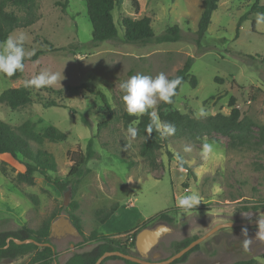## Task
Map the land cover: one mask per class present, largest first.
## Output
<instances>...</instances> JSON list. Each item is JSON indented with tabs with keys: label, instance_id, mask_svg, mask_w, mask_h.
Instances as JSON below:
<instances>
[{
	"label": "rangeland",
	"instance_id": "1",
	"mask_svg": "<svg viewBox=\"0 0 264 264\" xmlns=\"http://www.w3.org/2000/svg\"><path fill=\"white\" fill-rule=\"evenodd\" d=\"M140 3L137 15L130 8L129 0H120L113 11L120 39L124 36L123 17L150 18L155 35L177 25L183 39L145 46L108 41L93 47L85 0H34L35 23L11 34L25 35L26 56L51 47L65 50L27 62L23 74L15 80L0 73V95L25 86L26 80L42 71L60 74L58 82L47 87L53 92L34 88V103L28 107L12 111L0 103V121L13 127L30 121L38 133L50 126L65 133V141L46 142L41 146L54 155L57 172L52 176L61 180L68 179L72 166L68 152L84 151L93 137L97 156L88 165L91 173L83 179L77 192L72 193L67 207L63 192L39 175L34 186L16 183L17 174L25 171L23 161L9 155L0 156V165L7 170V176L0 172V232L23 226L38 229L51 217L69 218L67 209L75 201L79 205L75 214L81 219L85 235L98 231L111 236L122 242L130 255L138 256L131 244L135 232L158 214L178 208L171 213L173 223L165 224L172 229L171 233L150 253L151 261L155 251L168 259L174 253V243L202 237L218 225L264 218L262 151L229 149V139L222 135L206 136L198 141L171 135L156 153L157 167L152 168L140 155L143 139L128 137L127 129L137 126L138 116L126 112L119 87L136 74L155 78L164 73L170 80L188 58H193L191 74L197 78V86L192 88L188 82L181 86L173 104L175 110L194 118L218 113L229 115L230 100L235 98L242 117L264 125V22L257 23L256 19L262 12L252 11L253 2L247 0H220L199 48L194 38L203 0H141ZM260 5L264 6V0ZM8 11L24 15L15 7H9ZM60 90H64L62 94L56 93ZM96 92L102 93L105 99ZM51 100L66 108H46L44 104ZM201 109L206 113L203 116ZM105 121L108 124L98 132L99 124ZM204 142L214 145V153L207 160L200 155ZM185 147H191L192 151L185 152ZM177 153L184 157L186 168L194 175L190 176L186 168H178ZM192 193L201 197L197 209L180 208L177 204L180 197ZM116 204L118 212L111 221L101 225L96 212ZM158 224L164 223L153 225ZM244 228L252 239L247 250L243 247V240L248 238L242 235ZM257 230L258 226L220 229L204 240L200 251L190 257L199 253L224 264L249 259L264 264V241L256 238ZM51 241L58 254L54 264H64L73 252L93 247L80 245L83 237L66 236ZM117 262L108 260L105 264ZM1 264H29V258L4 260Z\"/></svg>",
	"mask_w": 264,
	"mask_h": 264
},
{
	"label": "trees",
	"instance_id": "2",
	"mask_svg": "<svg viewBox=\"0 0 264 264\" xmlns=\"http://www.w3.org/2000/svg\"><path fill=\"white\" fill-rule=\"evenodd\" d=\"M87 7V14L89 21L92 25V46L98 47L104 42H122L128 45L145 46L148 44H166L176 43L183 39V33L179 26L174 25L167 28L160 35H155L151 19L143 17L140 19H133L130 17H123L121 25L124 30L123 39L118 37V30L114 22L113 11L119 4L120 0H85ZM253 2L252 11L264 13V6L260 5L261 0H247ZM141 0H129V5L132 11L137 15L141 10ZM220 0H203V11L198 24V29L195 32L194 43L199 48L201 42L208 31L213 13L218 9ZM9 7H15L24 12V15L18 16L13 11H8ZM34 0H1L0 1V41L6 39L15 30L20 28H27L33 25L36 21L34 13ZM247 16L241 18L238 25V30L241 23ZM64 48L51 47L49 50H39L33 55L27 56L24 61V69L27 62L38 60L41 56L51 53L53 51L60 52ZM72 51V50H71ZM193 58H188L185 65L180 69L175 76L182 78L181 84L176 90V95L172 98V103H161L158 105L159 117L162 122H169L175 125L174 137L183 138L190 141H198L203 137H210L212 135H222L229 139L228 148L232 150L248 149L260 150L264 153V125H257L252 119L242 117L241 110L236 107L235 98H231L229 106L231 112L229 115L218 113L216 115L207 116L204 118H194L188 114H183L173 108V104L179 93L181 86L184 83H189L192 88L197 86V78L191 74L193 66ZM17 72L9 79L19 78L23 72ZM170 79V80H171ZM48 92H53L52 89L47 87L42 88ZM34 88L26 86L18 87L9 91H5L0 95V103L11 109L18 111L22 108L28 107L34 103L33 98ZM64 90L57 91L56 93L62 94ZM96 95L105 99V96L96 92ZM48 107L66 108V105L59 104L56 101H48L44 104ZM110 113L109 105L106 104ZM137 121L138 134L136 137L143 139L140 146V155L145 158L149 166L156 168V153L168 143V137L162 138L160 133L153 130L151 134L146 131L147 125L150 123V117L147 114L140 115L135 118ZM108 121L102 122L98 126V132L102 130ZM67 139L65 133L60 132L53 126L48 127L44 132L38 133L32 122L26 121L23 124L13 127L5 122L0 121V156L9 155L14 159H21L24 163L25 171L19 172L15 177V182L18 184H26L29 186L35 185V177L37 175L43 177L47 183L53 185L60 192H65L67 188L72 189L75 194L82 183L83 179L91 173L88 167L89 163L97 156L95 145V137H93L87 144L84 151L77 150L75 152H68V157L72 163L68 179L61 180L53 177L52 174L57 172V162L53 154L41 148L46 142L56 143L63 142ZM133 166V163L130 162ZM180 169L186 168L178 166ZM187 172L194 175L189 168ZM0 172L7 176V170L4 166L0 165ZM79 205L77 202H71L69 209L70 221L79 230L83 241L80 245H90L88 250L73 252L72 255L66 260L64 264H96L98 259L109 252H121L130 255L129 249L120 241L112 239L111 236L100 234L98 231H93L89 236L83 233L81 227V219L75 214ZM118 205H113L109 209H101L96 212V216L101 225L107 222L117 211ZM178 209V208H176ZM174 209V210H176ZM196 210L197 207H193ZM172 210V211H174ZM172 211L162 212L144 223L141 229L133 235L132 247H136L137 234L145 228L154 227V223L172 224L174 219L171 216ZM55 218L51 217L44 221L40 228L32 229L23 226L14 231H1L0 232V264L4 260H18L28 257L29 264H54L58 260V254L53 251V244L50 238L51 224ZM150 224V226H149ZM10 238L26 241L34 240L41 244H51L49 246H37L34 243L18 245L14 241L8 240ZM200 238L194 236L173 244L174 253L180 252L193 241ZM55 249V248H54ZM200 249V245L196 246L193 250L185 254L182 258L176 260L172 264H185L187 263L190 255ZM172 255V256H173ZM117 256L105 259L101 264H105L108 260H118ZM127 264H138L131 261L124 260ZM232 264H256V260H241Z\"/></svg>",
	"mask_w": 264,
	"mask_h": 264
},
{
	"label": "clouds",
	"instance_id": "3",
	"mask_svg": "<svg viewBox=\"0 0 264 264\" xmlns=\"http://www.w3.org/2000/svg\"><path fill=\"white\" fill-rule=\"evenodd\" d=\"M256 19L257 23L264 22V13H258ZM25 39V35L21 33L16 36L9 35L6 39L0 41V73L12 77L18 71H23L24 61L27 58L24 47ZM59 75V73L42 71L39 75L26 80L25 86L36 89L50 87L58 82ZM181 82L182 78L176 77L169 80L164 73L158 74L155 78L143 74L131 76L119 85L123 93L122 99L126 112L131 116L147 114L150 117V123L146 128L149 134L155 130L160 133L162 138L173 135L176 131L175 125L160 120L157 104L158 101L172 103V98L177 94L176 90ZM205 114L201 109L200 115ZM127 134L130 139H133L137 136L138 130L136 127L129 126ZM184 151L191 152L192 149L191 147H185ZM213 153L214 145L204 142L200 152L201 157L207 160ZM176 160L181 167L185 163L184 157L179 153L176 154ZM200 203L201 197L196 193L181 196L177 201L178 206L182 209H191ZM245 215L249 214L246 213ZM257 224L256 238L264 241V218H258ZM226 226L230 227L229 225ZM242 235L248 237L246 228L242 229ZM251 243V237L244 239V249L247 250Z\"/></svg>",
	"mask_w": 264,
	"mask_h": 264
},
{
	"label": "water",
	"instance_id": "4",
	"mask_svg": "<svg viewBox=\"0 0 264 264\" xmlns=\"http://www.w3.org/2000/svg\"><path fill=\"white\" fill-rule=\"evenodd\" d=\"M64 195V205L67 207L70 203V198L72 196V189L69 187L63 193ZM229 225L230 227H227ZM258 226L257 221L246 222V223H225L218 225L213 230L205 234L204 236L198 238L197 240L193 241L189 246L181 250L180 252L176 253L175 255L171 256L170 258L164 260L163 262H148L146 261V257L148 253L151 252L160 242V240L167 234L171 233L172 229L165 225L160 224L155 228H145L142 229L136 237V250L139 253L140 257H134L132 255H127L121 252H109L101 256L96 264H101L105 259L113 256H117L123 260L131 261L138 264H172L176 260L182 258L185 254L193 250L196 246L200 245L204 240L214 234L216 231L223 229V228H231V227H254ZM66 236H74V237H81L79 230L74 226V224L70 221L69 218L66 216H60L56 220H54L51 224V231H50V238H62ZM10 241H14L18 245L34 243L37 246H49L52 247L51 244H41L34 240H26V241H19L13 238L8 240V245ZM75 246L72 244L71 249L74 250ZM53 251L55 249L53 248ZM192 264V263H189ZM204 264H224L222 261H204Z\"/></svg>",
	"mask_w": 264,
	"mask_h": 264
},
{
	"label": "flooded vegetation",
	"instance_id": "5",
	"mask_svg": "<svg viewBox=\"0 0 264 264\" xmlns=\"http://www.w3.org/2000/svg\"><path fill=\"white\" fill-rule=\"evenodd\" d=\"M160 225V224H158ZM156 225V226H158ZM156 226L152 227V228H155ZM150 228V227H149ZM154 250V249H153ZM152 250V251H153ZM137 251V250H136ZM151 251V252H152ZM200 249L196 252H199ZM148 253V256L146 257V261L148 262H163L164 260H166L162 253L159 252V251H155L152 256H151V261H150V253ZM138 256H134V257H140L139 253L137 252ZM119 262L115 263V264H127L123 259H118ZM204 261H215V260H211L210 258H208L207 256H205L204 254H197V255H192L191 257H189L187 263L185 264H189V263H192V264H204Z\"/></svg>",
	"mask_w": 264,
	"mask_h": 264
},
{
	"label": "crops",
	"instance_id": "6",
	"mask_svg": "<svg viewBox=\"0 0 264 264\" xmlns=\"http://www.w3.org/2000/svg\"><path fill=\"white\" fill-rule=\"evenodd\" d=\"M116 212H118V211H116ZM112 217H113V216H112ZM112 217H111V219H109V221H111V220H112ZM109 221H108V222H109ZM108 222H107V223H108ZM107 223H106V224H107Z\"/></svg>",
	"mask_w": 264,
	"mask_h": 264
}]
</instances>
